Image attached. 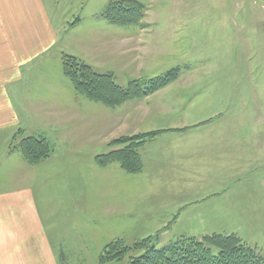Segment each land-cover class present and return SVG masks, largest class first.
Returning a JSON list of instances; mask_svg holds the SVG:
<instances>
[{"label":"rangeland","instance_id":"1","mask_svg":"<svg viewBox=\"0 0 264 264\" xmlns=\"http://www.w3.org/2000/svg\"><path fill=\"white\" fill-rule=\"evenodd\" d=\"M115 1L45 0L63 45L27 67L34 98L24 129L0 133V166L13 154L33 166L15 149L24 137H44L53 151L9 182L36 181L62 264H136L180 237L211 235L236 236L264 258V0H138L146 10L137 26L102 17ZM64 54L120 87L180 75L110 108L75 91ZM146 134L154 135L139 150L141 172L96 162L121 148L116 140ZM184 179L192 204L176 189ZM111 243L118 259L101 260Z\"/></svg>","mask_w":264,"mask_h":264},{"label":"crops","instance_id":"2","mask_svg":"<svg viewBox=\"0 0 264 264\" xmlns=\"http://www.w3.org/2000/svg\"><path fill=\"white\" fill-rule=\"evenodd\" d=\"M56 28L45 0H0V133L8 130L13 138L18 129H24L26 97L34 98L26 85L35 72L27 67L47 59L62 44ZM8 157L11 164L0 166V264H62L63 257L57 255L38 207L36 181L9 182L10 173L18 170L31 175L34 171L30 169L42 165H19L16 154ZM183 182V187L176 188L183 204L196 202L191 199L187 179ZM126 211L120 214V221L126 220Z\"/></svg>","mask_w":264,"mask_h":264},{"label":"trees","instance_id":"3","mask_svg":"<svg viewBox=\"0 0 264 264\" xmlns=\"http://www.w3.org/2000/svg\"><path fill=\"white\" fill-rule=\"evenodd\" d=\"M145 10V5L138 0L115 1L105 7L102 17L113 24L137 26L141 24ZM62 60L64 75L71 81L75 91L90 101L110 108L150 96L180 75V71L175 70L162 78L149 82L133 81L127 87H120L112 75L97 73L76 56L64 54ZM153 135H135L116 140L113 145L121 148L98 156L96 162L101 167L117 162L129 174L139 173L143 169L139 150L145 140ZM15 149L28 164L33 166L39 165L53 151L46 138L37 136L24 137ZM114 248V243L109 244L101 260H117V257L110 255ZM135 263L264 264V258L236 236L211 235L203 238L180 237L163 249H150Z\"/></svg>","mask_w":264,"mask_h":264}]
</instances>
